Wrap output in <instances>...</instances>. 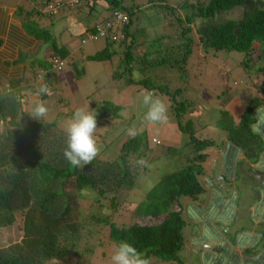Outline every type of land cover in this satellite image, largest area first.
<instances>
[{
	"label": "trees",
	"instance_id": "1",
	"mask_svg": "<svg viewBox=\"0 0 264 264\" xmlns=\"http://www.w3.org/2000/svg\"><path fill=\"white\" fill-rule=\"evenodd\" d=\"M69 1L32 0L30 1L32 4L19 3L20 5L15 7L12 20L21 25V34L20 30L17 32L12 29L14 27L8 26L9 16L0 12V57L9 55L4 59V63L0 62L4 66V68L0 66V77L3 76L8 83L4 89L0 90L1 120L11 118L15 121L13 119L15 114L7 117L5 113L7 101L15 103L14 107L9 109L17 111L16 114L20 112L19 101L14 97V93L23 85L30 86L40 81L41 83L38 84L40 88L47 85L54 91L56 87L53 86L55 82L53 76L62 72L66 66H63L60 71L52 68L54 59L66 61L68 51L65 46L54 43L49 30L40 27V22L44 18L50 20L65 18L78 14L77 11L83 6H89L92 9L103 1L107 16L94 25L109 20L115 11L128 17V23L123 28V74L131 75L134 70L137 55L134 38L136 31L131 29L132 15L134 10L139 11L143 6L136 4L127 7L123 0H78V3L70 6ZM147 4L144 8L156 15L160 14L164 25L170 22L168 21L170 12L164 13L167 8L161 5V1L148 0ZM236 9L239 11V16L234 17V20H228L230 19L228 13ZM178 10L183 13L180 23L185 22L191 25L195 21H201V26L196 27V34L202 51L210 49L214 53H240L243 55L242 66L248 68L253 64L256 67L257 77L261 78L256 97L242 113L237 127L234 128L232 125V115H235L232 111L220 113L222 120L218 122L227 141L242 149L246 159H250L253 164L256 163L259 155L264 151V141L252 130L253 125L259 122L264 123V60H261L264 55V0H192V3L183 0ZM91 28L92 26L86 31ZM8 32L12 36L14 48L7 47L4 38ZM85 32L81 33V38ZM189 33L190 27L174 34L172 37L178 40L179 36L180 42L178 40L173 46L162 44L164 36H158L157 41L162 46L157 47L152 44L156 46L153 56L159 58L164 53L165 56L170 54L173 59L170 61L165 57L157 59V62H152L150 70L165 67L169 72L175 71L181 74V69L184 67V72H187V61L193 53L195 42L189 37ZM40 43L45 45L50 43L48 48L52 51L51 62L48 61L50 62L48 64L46 61L34 58L32 63H28L30 54L27 50ZM113 44L105 42V48L89 56L88 61H110L116 54L111 50ZM148 54H144L141 61H138V66L143 71L150 66L147 64ZM253 65L251 68L254 67ZM122 75L119 74L115 78L120 79ZM159 80L158 77L145 76L139 84L146 93L151 92L155 98H166L170 101V112L176 119L177 129L184 138L187 137V140L185 139L183 143L182 164L173 173L163 176L149 192L142 196L132 212L136 222L129 227L121 228L107 218L92 217L88 221H81L78 215V197L94 191L103 196L102 180H115L116 189L124 185L128 190L132 189L140 175L141 165L138 161L156 159L150 156L153 149L148 147L146 135L137 134L134 138L128 136L115 159L106 162L95 158L82 168L70 165L64 157L63 150L57 151L56 157L51 154L50 159L42 153V151L51 150L46 149L42 139L39 138L41 131L48 136V126L58 132L55 137L60 143L64 141L63 149L67 147V137L58 131L53 123L46 127L42 121H29V124L25 125L31 137V143L28 145L20 142L23 136L18 134L19 130L17 136L19 135L21 139L18 143L17 136L14 139L0 137V229L12 227L17 222V216L22 218L21 241L8 248H0V264H50L52 262L69 264L72 258L78 263L81 257V252L78 250L81 238L83 235H90V237L94 235L86 232L88 224L92 223L107 226L109 243L113 242L117 246L122 240L128 241L145 253L150 264L152 262L184 264L182 256L192 252L193 238L200 239L202 249H208V252L213 250L208 240L204 242L205 228L200 222L190 217L186 207L188 204H185L186 200L192 203L197 201L205 193L198 177L203 173L201 165L207 155L203 152L211 145V140L198 137L199 133L194 129L192 121L188 120L184 123V116L191 114V108L196 102L186 100L185 88L177 87L172 90L168 83H161ZM126 82L128 85L137 84L131 77ZM45 98L46 95L41 96L42 100ZM104 108L108 109L101 115V126L109 125L112 120L120 118L119 107L107 103ZM258 108L261 110L259 116ZM107 111L112 112L111 117ZM102 162L108 164L102 165ZM251 170L264 175L253 168ZM98 175L102 180L98 179ZM70 182L73 183L74 191L66 192V184ZM210 203L211 206L214 203L213 216L224 213V209L220 210L222 198L213 202L211 200ZM173 206H178L179 209L174 210ZM207 209V206H200V215L204 214V217H207ZM257 212L264 216V203L258 207ZM139 221L146 224L143 225ZM227 235L230 241L238 237ZM95 249H85L82 254L88 253L86 256L92 257L97 251ZM86 256L83 258L86 259ZM200 259L195 257L197 262H200ZM86 260L89 261V259Z\"/></svg>",
	"mask_w": 264,
	"mask_h": 264
},
{
	"label": "rangeland",
	"instance_id": "2",
	"mask_svg": "<svg viewBox=\"0 0 264 264\" xmlns=\"http://www.w3.org/2000/svg\"><path fill=\"white\" fill-rule=\"evenodd\" d=\"M0 1L7 5H17L18 1L24 4V0ZM158 1H161V5L167 8V11L164 10V13L170 12L171 16L168 19L170 22L166 25H164L163 18L160 14L156 15L154 12L144 8V6L148 5V0H123V3L127 7L136 4L143 6L139 11L134 10L132 15L131 29L134 32L136 31L134 38L136 41L135 53L137 60L134 58V65H136L131 75L127 73L123 74V42L118 43L119 45H112L111 50L116 53L115 56L110 61L103 62H92L88 61L87 58L102 51L106 46L104 41L87 42L85 45L79 46L82 31L107 16L106 5L103 1L92 9L89 6H83V8L77 11L78 14L56 20L44 18L40 22L41 28L49 30L55 44L63 45L68 49L66 66L62 72L53 76L55 80L53 86L56 88L54 91L51 90V93L43 99L49 108L47 117L42 120L45 126L47 127L53 123L57 126L58 131L66 136L67 121L78 108L95 110L97 112V130L95 135L101 149L96 158L106 162H109L113 158L115 159L122 143L128 137L126 129L130 126H135L137 134L146 135L148 147L153 149L150 156L156 158L155 160H151L150 158V161H145V165H141L138 181L129 190L125 185L122 188L116 189L115 180L103 181L98 175V179L102 180L104 194L101 196L98 192L94 191L84 193L78 197V215L81 221H88L92 217L107 218L111 219L121 228L131 226L136 222V218L132 215V212L142 196L149 192L163 176L173 173L180 166V156L184 151V145L179 146L173 151L168 150L163 145H173L175 138L171 137L172 134L167 135L166 130H164L165 134L161 131L160 135L159 130L161 124L167 125L168 127H174L176 125V119L170 112V101L166 98H160L168 107L167 121L149 124L144 120L146 108L143 104V95L146 92L139 83L145 76L160 78L159 81L161 83H168L172 90L177 87H183L186 90V100L196 101L191 108V114L184 116L183 121L184 123L188 120L192 121L194 129L199 133L197 136L201 139L211 140V145L206 149L207 156L210 155V151H214V148H220L224 143L223 138L225 136L221 131V126L218 124L222 120L220 113L222 114L225 111L235 113V115H232V125L236 128L241 117V114L238 112L247 110L251 100L256 97L258 83L261 81V78L257 77L256 67L253 64L249 66L250 68L242 66L243 55L240 53H214L210 49L202 51L196 34V27L201 26V21H195L191 25H187L185 22L180 23L183 13L178 10V7L183 3V0ZM186 1L192 3V0ZM238 16L239 11L236 9L228 13V17H230L228 20H234ZM80 21L83 23L84 30H82L83 28L80 29ZM188 27H190L189 37L193 38L195 42L193 44V53L187 61V72H184V67L181 69V74L175 71L169 72L165 67L150 70L152 68V62H157V59H163L164 57L165 59H169V61L173 59L170 54L165 56L164 53L159 58L153 56L156 46H162L157 41L158 36H164L162 44L173 46L177 44L178 40L180 42V37L178 36L177 40L176 37L173 38L172 36ZM113 31L116 30L113 29ZM49 46L50 43L46 45L40 43L36 53L38 54L40 52L42 56L40 60L46 61L47 63L51 60L52 54L51 49L48 48ZM144 54H148L150 59L147 58V64H150V66L147 70L143 71L141 70L142 68H139L138 61H141V57ZM28 59V63L34 61V57L32 56H29ZM261 60H264V55ZM252 65L254 67L251 68ZM119 74H123L122 78H115ZM129 76L137 83L136 85H128L126 80L130 78ZM37 89L38 87L35 86L32 89V94L26 92L17 99L21 110L17 113L18 116L16 114L17 111L9 109L10 107H14L15 103L7 101L5 113L7 117L15 114L13 117L15 121H12L11 118H6L5 120L0 119V137L14 139L19 130L20 132L18 134H21L23 138L20 141L21 137H18V135L17 143L18 141L24 145L31 143V137L25 125L29 124V121H35L30 116V106L38 99ZM107 103L120 108L118 112L120 118L112 120L109 125L101 126V115L108 109L104 108ZM107 112L108 114L110 113L111 117L112 112ZM48 128V136L41 131L39 138L42 139L46 149H51L50 151H42L50 159L51 154L53 157H56L57 151H64L63 146L65 145L64 141L60 143L56 139L55 136L58 132L52 127L48 126ZM163 136L166 137V141L163 139ZM185 139L187 140V137L184 138L183 136V141ZM154 140L155 142L159 141L160 145L154 144ZM106 162H102V165L108 164ZM243 168L244 166L242 165ZM108 169L112 170L110 168ZM242 169L239 171V180L237 183L239 187L243 188L240 191L241 200L238 210L242 207L241 203H244L248 198L247 194H250L245 187L247 186L246 181L251 180V178L243 177L241 173ZM65 191H74L73 183L66 184ZM173 207L174 210L179 209L178 206ZM237 217L241 218V221L244 222L240 212L237 213ZM139 222L143 225L146 224L143 221ZM238 224L240 223L237 221L234 227H237ZM21 229L22 218L19 216H17V222L12 227L0 229V248H8L20 242L22 238ZM86 232L87 234L94 235L91 237L90 235H83L78 247L79 252H81L79 262L77 263L72 258L69 264H111V256L116 246L113 242H108L107 226L95 223L88 224ZM96 247L97 249H95ZM85 249H95L97 251L94 256L88 257L86 256L88 253L82 254ZM189 255L190 253L188 252L182 256L184 264H190L191 257ZM84 256L89 261L84 259ZM50 264L63 263L52 262ZM151 264L157 263L152 262Z\"/></svg>",
	"mask_w": 264,
	"mask_h": 264
},
{
	"label": "crops",
	"instance_id": "3",
	"mask_svg": "<svg viewBox=\"0 0 264 264\" xmlns=\"http://www.w3.org/2000/svg\"><path fill=\"white\" fill-rule=\"evenodd\" d=\"M30 1L32 0H24L23 3L25 4ZM19 3L20 2L18 1L17 5H20ZM30 4H32V2H30ZM17 5H7L0 1V12H3L9 16L10 22L8 26L14 27L12 29L16 30L17 32L20 30L21 34V25L15 22V20H12L15 7ZM79 23L80 29H82V21ZM84 29L85 28L82 30ZM86 29L82 32H85ZM5 36L6 37L4 39L7 42V47L14 48V42H12V36H10V32H8V35L6 34ZM15 49L17 53V47ZM38 49L39 44H36L27 50L30 54V57L32 56L35 59L40 60L42 57L41 53L39 52L36 54ZM7 57H9L7 54L1 56L0 62L4 63V59ZM2 64H0V66H2ZM2 67L4 68V66ZM40 83L41 82L39 81L38 83L32 84L30 86L23 85L20 90L14 93V97L18 99L26 92L28 94H32V89L35 86L38 87V91L40 89L38 84ZM7 84V80L1 76L0 89H4ZM38 99H41V96L38 97ZM244 111L245 110H242L238 113L242 115ZM255 126V130H253L252 127L253 133L260 136V138L264 141V123L259 122ZM159 130L160 135L161 131H163V134H165L164 130H166L167 135L172 134L171 137L175 138V143H173V145L162 144L168 150L178 148L179 146L183 145V136L178 131L176 125L174 127H168L167 125L161 124ZM223 135L225 136V134ZM163 139L165 141L167 140L166 137ZM223 140V146L218 149L214 148V151H210V155L207 156V154L205 161L202 163L203 173L198 177V181L205 190L204 195L199 197V199L193 203L189 200L185 201V204H188L186 207L187 212H190V217L196 222H200L203 225V228H205L203 235V237H205L204 242L208 240L209 244L213 247V250L208 252V249H202L200 239L193 238L191 240V245L193 246L191 250L192 252H190L191 260L189 262L190 264H264V216L262 213L257 212L258 207L264 203V175L257 174L251 170L253 168L258 173H264V151L259 155L257 162L253 164L250 159L245 158L242 149L227 141L226 136L223 138ZM203 153L206 154V150ZM181 164L182 163L180 159V165ZM242 165L244 166L243 169ZM240 169H242V176L245 178H251V180L246 181L247 186L245 187V189H247L250 194H247L248 198L244 203H241L242 207L238 210L240 205L239 202L241 200L240 191L243 189L237 184L239 180ZM218 198H222V203L220 204L222 207L220 210L224 209L225 211L222 215L218 213L216 216H213L212 206L214 203L211 206L210 201L212 200L213 202ZM200 206L208 207L207 217H204V214L202 216L200 215ZM238 212L242 214L244 222L241 221V218L237 217ZM237 221L240 224H238L237 227H234ZM227 234L237 235L238 237L236 240L230 241L229 235ZM195 257L201 258L200 262H197Z\"/></svg>",
	"mask_w": 264,
	"mask_h": 264
},
{
	"label": "clouds",
	"instance_id": "4",
	"mask_svg": "<svg viewBox=\"0 0 264 264\" xmlns=\"http://www.w3.org/2000/svg\"><path fill=\"white\" fill-rule=\"evenodd\" d=\"M115 44L118 43L113 45ZM50 93L51 89L45 85L38 90L37 97L49 95ZM143 104L146 108L144 120L147 123L156 124L167 121L168 107L163 100L155 98L151 92H147L143 95ZM260 111L258 108V116ZM48 113L49 108L42 99H36L30 106V116L34 120L42 121ZM252 127L255 130L256 126L253 125ZM96 130L97 112L95 110L78 108L72 114L66 125L67 147L64 150V157L70 165L73 167L87 165L99 155L101 149L97 143ZM126 134L134 138L137 135V129L135 126H130L126 129ZM138 163L143 166L146 162L140 160ZM111 264H150V261L146 258L145 253L139 251L128 241L122 240L111 256Z\"/></svg>",
	"mask_w": 264,
	"mask_h": 264
},
{
	"label": "built area",
	"instance_id": "5",
	"mask_svg": "<svg viewBox=\"0 0 264 264\" xmlns=\"http://www.w3.org/2000/svg\"><path fill=\"white\" fill-rule=\"evenodd\" d=\"M78 3V0H70L68 4L70 6ZM51 8V7H50ZM128 23V17L120 12H113L109 20L100 22L93 25L92 28L85 32L83 38L81 39V45L87 42H96L99 40L110 42V43H120L124 39L123 28ZM115 29L116 31H113ZM65 66V61L62 59L53 60V69L55 71H60L61 68ZM154 144L159 145V141Z\"/></svg>",
	"mask_w": 264,
	"mask_h": 264
}]
</instances>
